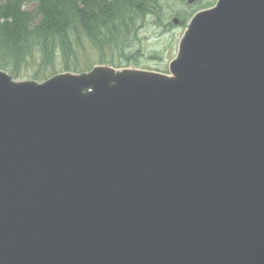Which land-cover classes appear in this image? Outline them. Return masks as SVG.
<instances>
[{
    "label": "water",
    "instance_id": "1",
    "mask_svg": "<svg viewBox=\"0 0 264 264\" xmlns=\"http://www.w3.org/2000/svg\"><path fill=\"white\" fill-rule=\"evenodd\" d=\"M169 72L0 71V264H264V0L196 14Z\"/></svg>",
    "mask_w": 264,
    "mask_h": 264
},
{
    "label": "trees",
    "instance_id": "2",
    "mask_svg": "<svg viewBox=\"0 0 264 264\" xmlns=\"http://www.w3.org/2000/svg\"><path fill=\"white\" fill-rule=\"evenodd\" d=\"M160 1L0 0V70L20 78L28 62L39 56L42 67L38 68L45 74L35 78L43 76L36 80H45V69L55 68L60 56L63 71L69 72L76 47L83 40L102 49L124 44L137 23L156 14ZM31 2L35 4L33 11L27 9ZM44 64L51 65L45 68Z\"/></svg>",
    "mask_w": 264,
    "mask_h": 264
},
{
    "label": "rangeland",
    "instance_id": "3",
    "mask_svg": "<svg viewBox=\"0 0 264 264\" xmlns=\"http://www.w3.org/2000/svg\"><path fill=\"white\" fill-rule=\"evenodd\" d=\"M217 0H200L192 6H187V0H161L160 8L155 11L160 16L147 17L144 23H137L135 32L130 38L118 47L98 48L94 47L89 41L83 40L82 44L76 47V55L71 59V73H83L90 71L95 65H111L115 69L135 67L136 69L157 72L161 74L168 73L169 63L175 58L178 48L179 40L184 32L182 23L189 21L196 13L210 5H214ZM32 3V2H31ZM29 3L27 9L33 11L34 3ZM174 16L181 20V25L174 27L169 25ZM133 30V31H134ZM137 30V31H136ZM111 49V50H109ZM139 52V54L137 53ZM60 55V54H58ZM41 58L39 56L31 59L29 66L25 69L23 67L21 72L22 77L15 78L11 71L6 70L12 75L14 79H43L45 77L37 75H44V69H39ZM63 61L58 56L55 61V68L46 70V77L49 78L54 73H62ZM51 64H44L46 68ZM43 67V68H44ZM50 73H52L51 76Z\"/></svg>",
    "mask_w": 264,
    "mask_h": 264
}]
</instances>
